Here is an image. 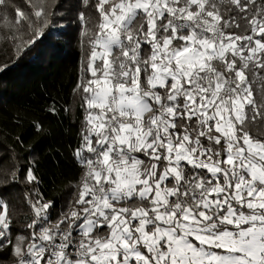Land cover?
Instances as JSON below:
<instances>
[{"label": "snow or ice", "instance_id": "snow-or-ice-1", "mask_svg": "<svg viewBox=\"0 0 264 264\" xmlns=\"http://www.w3.org/2000/svg\"><path fill=\"white\" fill-rule=\"evenodd\" d=\"M26 4L0 0V28L18 58L43 41L55 57L67 35L62 3ZM70 9L80 175L57 211L35 161L12 173L33 189L15 231L0 198L7 264H264V132H253L264 125V0H73Z\"/></svg>", "mask_w": 264, "mask_h": 264}, {"label": "trees", "instance_id": "trees-1", "mask_svg": "<svg viewBox=\"0 0 264 264\" xmlns=\"http://www.w3.org/2000/svg\"><path fill=\"white\" fill-rule=\"evenodd\" d=\"M60 0L63 7L57 15L67 33L62 50L53 57L48 42H38L31 51L17 56L8 29L0 28V198L7 201L14 218V231L31 214L26 196L33 186L14 183V171L21 174L28 161L36 162V174L41 180L39 190L45 199L56 204L57 211L71 198L80 172L71 151L77 144L82 109L73 94L77 81L80 49L70 4ZM26 9V0H14ZM55 108V112L49 111ZM34 122L40 123L43 133H37ZM253 132L259 135L263 125ZM19 136L23 144L16 141ZM71 146V147H70ZM52 219H55L53 213ZM8 254L0 253V264H7Z\"/></svg>", "mask_w": 264, "mask_h": 264}, {"label": "rangeland", "instance_id": "rangeland-1", "mask_svg": "<svg viewBox=\"0 0 264 264\" xmlns=\"http://www.w3.org/2000/svg\"><path fill=\"white\" fill-rule=\"evenodd\" d=\"M263 132H264V125H263Z\"/></svg>", "mask_w": 264, "mask_h": 264}]
</instances>
